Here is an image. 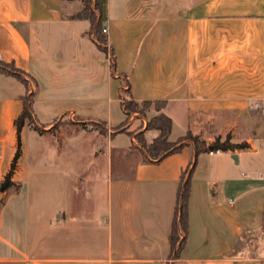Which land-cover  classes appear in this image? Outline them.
<instances>
[{
  "label": "crops",
  "instance_id": "1",
  "mask_svg": "<svg viewBox=\"0 0 264 264\" xmlns=\"http://www.w3.org/2000/svg\"><path fill=\"white\" fill-rule=\"evenodd\" d=\"M101 2L115 72L91 21L75 18L82 0H0V62L23 72L21 79L0 71V182L20 146L12 177L20 188L0 203V264H264L262 245L237 249L242 238L257 243L264 234V0ZM126 84L138 103L166 102L171 142L192 134L207 144L227 136L248 144L198 156L177 256L172 222L194 148L145 161L133 131L142 126L151 143L156 109L132 119L131 135L114 133V110L123 113L118 126L126 120ZM25 96L33 98L38 129L27 122L19 136ZM73 118L106 122L109 143L120 134L130 139L108 145L92 184L87 166L72 169L66 137L44 138ZM129 152L131 167L116 168L115 156L126 162Z\"/></svg>",
  "mask_w": 264,
  "mask_h": 264
},
{
  "label": "trees",
  "instance_id": "2",
  "mask_svg": "<svg viewBox=\"0 0 264 264\" xmlns=\"http://www.w3.org/2000/svg\"><path fill=\"white\" fill-rule=\"evenodd\" d=\"M83 8L82 10L75 16L77 19H89L92 24L91 33L95 37L96 43L101 50H103L111 60V67L113 72L116 71V55L113 49H109L108 38L106 33V28L104 25L103 19V3L101 0H82ZM0 71L4 73H13L19 78L23 79V72L15 68L12 64H6L0 62ZM27 81V80H25ZM121 102L122 107L126 115V120L120 126H117L114 129L115 132H126L131 135L128 129V120L131 117V113L140 114L138 111V107L140 105H144L145 107H150L151 105H158L157 111L158 115L154 116L148 121L147 130L157 131L158 136L151 142L148 143L144 138L143 133H140L135 136L136 141L141 144L143 149L144 158L146 162H159L163 160L165 157L177 153L182 150L186 145L192 144L194 148V155L192 161L189 165L188 170L182 175L180 186L177 192V202L174 212V218L172 222V231L170 235V244L172 248V252L175 256L178 255L180 250L184 247L186 242V237L189 229L188 222V202L190 197V188H191V173L197 163L198 156L201 153H210L211 151H235L238 149H246L248 148V144H233L231 143L230 136L223 141L220 137L216 138V140L212 144H207L206 141L201 140L199 137L193 136L192 134H188L176 142H171L170 135L173 128V121L166 114L162 113L161 110L166 106L165 101H144L142 103L136 102L130 96V89L128 84L123 85L121 91ZM33 98L32 96H25L23 98V111L22 113L15 119V126L17 128L18 134L20 136L22 128L25 126L27 122L31 124L32 127L38 129L35 124V116L33 112ZM100 126L102 129L107 128L106 122H100ZM113 133V132H112ZM20 144V137H19ZM20 156V146L19 150L13 159L11 164V169L5 179L0 182V194L7 192L10 189H14L18 191L20 186L15 183L12 179L13 173L16 169L17 162ZM2 199L0 200V203ZM182 236V238H181Z\"/></svg>",
  "mask_w": 264,
  "mask_h": 264
},
{
  "label": "rangeland",
  "instance_id": "3",
  "mask_svg": "<svg viewBox=\"0 0 264 264\" xmlns=\"http://www.w3.org/2000/svg\"><path fill=\"white\" fill-rule=\"evenodd\" d=\"M30 82L32 83V81ZM152 109L157 110L158 105L154 104L149 108L145 107L144 105H140L138 107L140 114L132 112L127 123L129 124L135 116H140L141 118L146 119L148 111ZM121 119H123V113L121 109H115L112 117V125L114 127L118 126L121 123ZM101 127L102 126H100V122L98 121H81L80 119L78 120L73 118L72 120L54 124L51 129L52 136L44 137L54 141L59 140L62 137H66V144L63 147L64 154L72 156L73 160L71 167L73 170L87 166V168L85 170L83 169V171L87 170L85 176L88 178L89 184H92L96 179V172L98 168L104 167L107 163L108 145L113 148H118L125 147L130 144V139L125 134H120L112 141V143H109L107 139H109V137L112 135V129H102ZM141 127L142 126L134 129V137L140 134L139 132ZM98 134L103 137V141H99ZM139 145L141 147V144ZM127 154L128 158L125 160L126 162H123L124 158L121 160L115 156L113 163L116 168L118 167L122 169L124 167L125 170H127L131 167L128 163V159L132 156V153L129 152ZM247 171L248 170L246 169L243 170L244 173ZM82 178L83 176H81V179ZM252 239L253 236L250 235L242 238L241 241H239L237 249L240 251L250 252L254 249V244H257L259 247L261 245L264 247V234L262 235V242H260V238L257 243L252 242Z\"/></svg>",
  "mask_w": 264,
  "mask_h": 264
},
{
  "label": "water",
  "instance_id": "4",
  "mask_svg": "<svg viewBox=\"0 0 264 264\" xmlns=\"http://www.w3.org/2000/svg\"><path fill=\"white\" fill-rule=\"evenodd\" d=\"M233 158L237 161V156L236 155H233ZM2 199V194H0V200Z\"/></svg>",
  "mask_w": 264,
  "mask_h": 264
},
{
  "label": "built area",
  "instance_id": "5",
  "mask_svg": "<svg viewBox=\"0 0 264 264\" xmlns=\"http://www.w3.org/2000/svg\"><path fill=\"white\" fill-rule=\"evenodd\" d=\"M219 152H221V151H215V152L211 151L210 154L219 153Z\"/></svg>",
  "mask_w": 264,
  "mask_h": 264
}]
</instances>
